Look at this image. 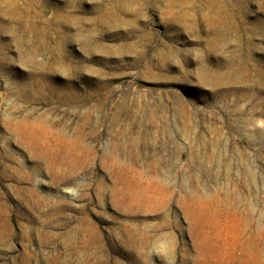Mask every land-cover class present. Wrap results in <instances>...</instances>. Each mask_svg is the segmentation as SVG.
<instances>
[{"label": "rangeland", "instance_id": "1", "mask_svg": "<svg viewBox=\"0 0 264 264\" xmlns=\"http://www.w3.org/2000/svg\"><path fill=\"white\" fill-rule=\"evenodd\" d=\"M2 148L41 202L0 181V264H264V0H0Z\"/></svg>", "mask_w": 264, "mask_h": 264}, {"label": "bare ground", "instance_id": "2", "mask_svg": "<svg viewBox=\"0 0 264 264\" xmlns=\"http://www.w3.org/2000/svg\"><path fill=\"white\" fill-rule=\"evenodd\" d=\"M6 130L11 136L10 139H7L9 144L18 148L28 160L33 162L39 161L53 177L56 175L61 181H64L71 174H62L61 167L63 166V162L57 164L58 154L55 153L54 155L56 148L69 144L67 133L58 130L56 126L51 125L47 119H35L32 121L11 120ZM0 155L4 159L3 162H0V181L9 179L17 184L16 186H6L8 195L15 194L18 198H26L27 202L35 204L38 201L41 202V197L36 193L34 188V172L24 168L19 157L13 154L9 149L2 148L0 150ZM6 204V198H0V207H5ZM7 222L8 221L5 220V223ZM94 234L95 233L92 231H79L74 237V242L80 248L91 249L95 246L96 240L98 239Z\"/></svg>", "mask_w": 264, "mask_h": 264}]
</instances>
